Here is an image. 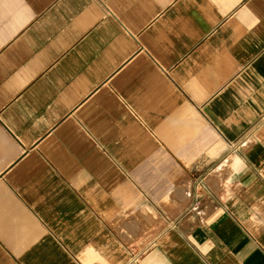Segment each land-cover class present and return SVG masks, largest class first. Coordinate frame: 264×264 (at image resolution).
Listing matches in <instances>:
<instances>
[{
	"label": "crops",
	"instance_id": "crops-1",
	"mask_svg": "<svg viewBox=\"0 0 264 264\" xmlns=\"http://www.w3.org/2000/svg\"><path fill=\"white\" fill-rule=\"evenodd\" d=\"M0 264H264V0H0Z\"/></svg>",
	"mask_w": 264,
	"mask_h": 264
}]
</instances>
